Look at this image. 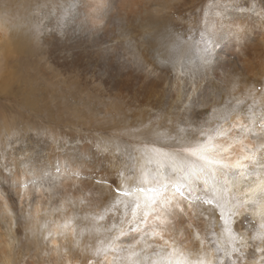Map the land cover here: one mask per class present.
Returning a JSON list of instances; mask_svg holds the SVG:
<instances>
[{
  "label": "rangeland",
  "instance_id": "1",
  "mask_svg": "<svg viewBox=\"0 0 264 264\" xmlns=\"http://www.w3.org/2000/svg\"><path fill=\"white\" fill-rule=\"evenodd\" d=\"M63 1L50 12L0 0V264L3 251L10 264H167L173 249L264 264L255 174L214 166L215 199L202 178L184 197L167 192L169 205L158 198L162 215L146 221L144 193L133 216L142 171L171 176L167 155L146 162L153 149L208 142L227 163L255 152L264 164V0ZM64 218L69 232L54 236ZM36 220L47 229L33 232Z\"/></svg>",
  "mask_w": 264,
  "mask_h": 264
},
{
  "label": "snow or ice",
  "instance_id": "2",
  "mask_svg": "<svg viewBox=\"0 0 264 264\" xmlns=\"http://www.w3.org/2000/svg\"><path fill=\"white\" fill-rule=\"evenodd\" d=\"M206 52L210 55V51L205 49ZM207 62V58H206ZM203 134V133H202ZM216 134L218 136H224L226 133L220 129L216 130ZM213 137L209 136L208 141H211ZM231 147V146H229ZM215 146H213V149ZM212 149L209 148L208 142L197 143L195 145L189 144L188 146L182 148L180 151H177L174 154H162L158 150L153 149L152 152L145 153L146 162L151 164L154 159H158L161 155H167L168 158L172 161L171 167V176L167 174V171H161L160 167H157L152 173L147 171H142L140 183L136 185L135 193L136 200L135 208L133 209V216L136 215V209L141 208V197L144 193H150L144 198V219L147 220V217L150 212L156 213L157 217L162 215V210L156 205L158 204V198L160 203L170 204L171 200L166 195L167 192H172V198L178 194L180 197H184L183 188L187 187L188 191L191 192L193 190V184L200 182L203 178V184L205 186V192H211L213 199L216 198L217 194L221 191V189L217 188L215 184L209 186V178H215V167L219 166L220 169H238L239 176L244 178L255 174L258 178V183H256L255 187L250 188L254 194L259 193V199H252V204H258L260 200H264V179L259 178L258 173H253L248 171V164L244 163V161H251L257 167H264V164H260V162L256 159L255 152L250 154H245L236 160L234 164L227 163L221 159L216 158L215 156H210V151ZM223 151H228L227 148L223 149ZM243 151V149H242ZM182 152H187L190 156L196 157L199 161H203L202 164H188L186 163V157L182 156ZM231 176L233 179L237 177V172H232ZM155 182V186L143 187V184H152ZM119 192H122L124 196H128L133 194V191L129 189L126 185H124ZM207 203H211L212 200L209 199L206 201ZM219 203V201H217ZM244 204L249 203V201L245 200ZM243 206V205H240ZM227 223V222H226ZM261 228H264V213L261 214ZM229 233L230 239H236L235 236L232 235L231 229H226ZM155 234V233H154ZM261 239H264V236H261ZM167 264H212V261L206 260L203 255H199L197 259L190 260L182 256V254H178L176 249H173V252L168 254L166 258Z\"/></svg>",
  "mask_w": 264,
  "mask_h": 264
},
{
  "label": "bare ground",
  "instance_id": "3",
  "mask_svg": "<svg viewBox=\"0 0 264 264\" xmlns=\"http://www.w3.org/2000/svg\"><path fill=\"white\" fill-rule=\"evenodd\" d=\"M59 3H62L63 5H68V3H65L63 0H30V5L33 6L34 9H38V8H45L47 11L49 10L50 12H53V10L55 11H60L62 9H60V4ZM58 4V5H57ZM57 5V6H56ZM21 7V6H20ZM46 18V17H45ZM52 20L49 18L48 22H50V24L52 23L51 22ZM201 92L200 93V96L204 99H208L206 94L208 95V93H205V91L201 90L199 91ZM206 92H208L206 90ZM245 155V153H240V152H235V154L233 155V157L231 158V164H234L236 162L237 159H239L241 156ZM219 156V155H218ZM220 157V156H219ZM167 204V203H166ZM4 208V216L5 217H8L9 218V224L10 225H13V217L12 215L10 214L11 213V210L10 208H8L7 204H2ZM169 205V204H167ZM183 221L180 222V224L182 223ZM184 223V222H183ZM8 224V225H9ZM46 222H41L40 220H36V221H33L32 223H30V227H32V230L33 232H40V231H43L45 229H47V227L45 226ZM68 224H69V219H66L64 218L62 221H57L56 223H52L51 225L53 226L52 228V231L51 233L54 235V236H57V237H60L62 236L63 234L65 233H68L69 232V227H68ZM184 226V225H182ZM181 227V226H180ZM14 228V227H13ZM190 230V229H189ZM192 230V229H191ZM190 230V231H191ZM194 231V229H193ZM194 235L195 233L192 232ZM192 234H190V236H194ZM7 236L9 237L8 240H6L4 242V246H5V251H12V246H11V240L13 238V229H9V232L7 233ZM195 237V236H194ZM193 237V238H194ZM192 238V237H191ZM192 238V239H193ZM197 241V240H196ZM55 244V243H54ZM198 244H199V241H198ZM3 255H4V259H3V263L2 264H10L12 261L10 259V256L6 255V252L3 251Z\"/></svg>",
  "mask_w": 264,
  "mask_h": 264
}]
</instances>
